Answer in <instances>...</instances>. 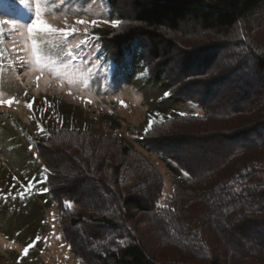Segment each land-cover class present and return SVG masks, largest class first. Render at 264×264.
Masks as SVG:
<instances>
[{"label": "trees", "instance_id": "1", "mask_svg": "<svg viewBox=\"0 0 264 264\" xmlns=\"http://www.w3.org/2000/svg\"><path fill=\"white\" fill-rule=\"evenodd\" d=\"M122 21L95 27L122 60L202 108L139 139L177 165L164 178L124 139L54 126L34 142L63 238L83 264H264V0H101ZM69 202L70 207L65 203Z\"/></svg>", "mask_w": 264, "mask_h": 264}, {"label": "rangeland", "instance_id": "2", "mask_svg": "<svg viewBox=\"0 0 264 264\" xmlns=\"http://www.w3.org/2000/svg\"><path fill=\"white\" fill-rule=\"evenodd\" d=\"M39 2L42 18L57 28L85 25L77 19L114 20L101 0H0V97H17L11 107L0 106V264H83L66 244L56 204L43 191L46 167L34 142L47 128H84L124 139L142 152L164 178L158 205L168 203L181 175L176 164L147 151L139 139L160 119L178 114H202L197 104L168 95L161 77L149 78L135 46L122 60L100 46L95 27L89 35L68 37L27 32ZM40 77L37 80V77ZM167 94V95H166ZM33 103V109L27 103ZM35 187L20 196L22 185ZM40 238L29 250L23 249Z\"/></svg>", "mask_w": 264, "mask_h": 264}, {"label": "snow or ice", "instance_id": "3", "mask_svg": "<svg viewBox=\"0 0 264 264\" xmlns=\"http://www.w3.org/2000/svg\"><path fill=\"white\" fill-rule=\"evenodd\" d=\"M20 3L22 5L28 6L29 0H20ZM0 23H4L3 21H0ZM91 24L93 26H96L98 23H105V24H110L111 27L113 28H118L121 26L122 21L119 19H114V20H104L102 17L97 18V19H91V20H84V19H77L76 24L78 25H85L84 32L80 33L76 27H69L66 25L65 28H57L54 27L53 25L49 24L45 19L42 18L41 10H40V5L39 2L36 4V11H35V19L32 21L31 24L27 26V32L29 35L33 36V45L35 46L36 40H35V34L36 33H43V34H52V35H58L59 37L64 38V40H67L68 37H76L78 35H83L87 36L89 35L88 30H87V25ZM40 77H37V80H39ZM167 95V94H166ZM19 100L17 97H12V98H2L0 97V106L7 105L11 107L14 103H18ZM27 108L28 109H33V103L28 102L27 103ZM181 115H185L184 113H181ZM152 121L150 120L148 128L145 129L147 132L148 129L152 127ZM46 172L47 169H44ZM185 175H188L187 172H185ZM35 187V182L34 181H29L27 184L22 185V191L19 193L20 196H24L27 194L28 191H31ZM43 191L47 192L48 189L44 188ZM66 207H70V203L66 202L65 203ZM40 240L39 237H37L36 241L33 243L28 244L27 246L24 247L23 249V255L27 256L29 253V250L35 246L36 243H38Z\"/></svg>", "mask_w": 264, "mask_h": 264}]
</instances>
